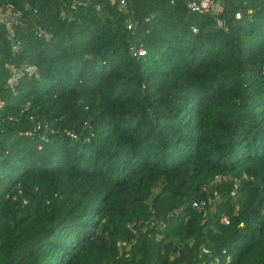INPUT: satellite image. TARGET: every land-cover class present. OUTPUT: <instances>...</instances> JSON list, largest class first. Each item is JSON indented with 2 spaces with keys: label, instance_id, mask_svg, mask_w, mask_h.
I'll return each mask as SVG.
<instances>
[{
  "label": "trees",
  "instance_id": "16d2710c",
  "mask_svg": "<svg viewBox=\"0 0 264 264\" xmlns=\"http://www.w3.org/2000/svg\"><path fill=\"white\" fill-rule=\"evenodd\" d=\"M125 1L0 0V264H264V0Z\"/></svg>",
  "mask_w": 264,
  "mask_h": 264
},
{
  "label": "built area",
  "instance_id": "2783aa9c",
  "mask_svg": "<svg viewBox=\"0 0 264 264\" xmlns=\"http://www.w3.org/2000/svg\"><path fill=\"white\" fill-rule=\"evenodd\" d=\"M112 3L116 2V0H110ZM175 0H172L174 3ZM188 7L195 12L199 13H207L213 16V18L217 22V26L219 28H223L225 31H228V28L225 24V22L221 19L220 14L223 12V5L218 0H186ZM120 4L122 7L126 6L125 0H120ZM97 9H100V6L97 5ZM21 16V12L11 4L7 3L5 5L0 4V24H3L7 29V38L10 41L11 48L13 51H17L20 46V40L17 37V33L15 30V24L18 23L19 17ZM236 17L238 19L241 18V13L238 12L236 14ZM128 27L130 29L133 28V23H128ZM194 31H197V28H194ZM47 37V36H46ZM130 54L133 56H142L145 54L144 48L142 46H131L130 48ZM5 68L8 70V76L6 79V83L8 87L11 90H15L16 86L18 85L19 81L23 79L24 77H36L39 74V69L34 64H28L23 63L21 65H16L13 63H7L5 65ZM5 101L0 98V110H2L5 107ZM11 119L13 117H10ZM32 119V118H31ZM49 125L47 123L41 124L37 123L36 126L31 131L26 132L27 135H32L37 131L41 130H49ZM67 134L72 137L76 138V135L73 132L67 131ZM222 180V176H216L213 178L208 184H206L204 187L205 189H208L209 187L216 185ZM206 205V201H194L193 207L195 208H201ZM230 218L227 215H224L221 217V223L223 224H229ZM155 223H152L154 225ZM165 227V223H161L160 225V232L157 233L156 238L161 239L163 238V229ZM134 244L133 241L124 240L122 241L120 245V253L121 255H124L125 258H129L131 256L132 246ZM211 252V249L208 246H203L201 248V257L203 254H209ZM231 261V256H226V262ZM206 262L203 261L199 264H205ZM209 264H218V260H210Z\"/></svg>",
  "mask_w": 264,
  "mask_h": 264
}]
</instances>
